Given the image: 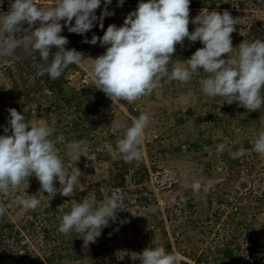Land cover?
<instances>
[{
  "label": "rangeland",
  "instance_id": "rangeland-1",
  "mask_svg": "<svg viewBox=\"0 0 264 264\" xmlns=\"http://www.w3.org/2000/svg\"><path fill=\"white\" fill-rule=\"evenodd\" d=\"M199 2L190 5V21L206 10L221 13L228 10L239 18L237 30L231 34L233 47L243 40L264 38V0H214L208 6ZM34 3L48 8L54 0H34ZM117 4L112 0L108 6L114 15L104 18L103 29L96 24L81 36L63 28L61 35L69 41L66 49L75 48L86 59L103 54L105 48L99 42L91 45L83 40H90L93 34L102 37L109 24L121 26L137 6L135 1L125 2L122 7ZM103 8L101 0L97 16ZM5 12L0 9V13ZM194 27L190 23L189 31ZM201 47L199 41L191 43L185 39L183 45H176L173 60H186ZM237 51L233 49L229 55ZM34 53L30 45L21 46L12 56L0 58V91L4 94L0 103L2 130L7 126L8 109L21 101L16 108L24 116L30 111L34 115L42 113L38 124L41 121L48 125L47 120L57 115L55 109L53 113L48 110L49 100L40 89L33 90L25 100L19 98L20 94L16 97L18 90L14 83L25 91V78L29 75L21 59ZM222 58H227V54ZM174 61L168 65L170 70ZM91 66L92 61L85 60L69 77L77 86L85 84L87 94L96 97L101 91L91 84L88 76ZM205 77L202 71L193 73L184 84L163 78L151 95L131 104L110 101L93 116L95 128L89 129V138L85 140L77 138L76 133L60 132L64 140L56 144L57 153L66 170L74 165L81 170V183L70 197L57 194L52 199L46 192L38 193V180L29 177L26 194L37 195L41 201L35 211L9 207L18 195H23L26 184L8 195V204L0 198V208L9 212L21 232L19 238L11 236L0 245V264H140L130 258L131 253L139 254L146 247L175 252L184 264H264V155L252 151L255 138L264 131V108L249 113L236 103L222 104V97H206L200 86ZM261 95L264 97V89ZM141 112L150 118L142 145L146 157L125 163L116 144L131 126L132 118ZM112 120L121 125L120 129L110 127ZM74 141L86 144L78 154L68 155L66 145ZM220 144L226 145L223 153L216 150ZM240 149L245 150L243 156H230ZM174 167L179 170L178 178L156 189L148 178V169ZM55 183L58 187V181ZM113 192L121 195L123 211L118 213L115 223L110 222L102 230L95 243L85 247L81 235L58 232L60 218L70 211L73 202L88 197L100 204ZM125 219L127 223L121 224ZM47 228L53 230L52 234H48ZM168 242L171 248L167 251Z\"/></svg>",
  "mask_w": 264,
  "mask_h": 264
},
{
  "label": "clouds",
  "instance_id": "clouds-1",
  "mask_svg": "<svg viewBox=\"0 0 264 264\" xmlns=\"http://www.w3.org/2000/svg\"><path fill=\"white\" fill-rule=\"evenodd\" d=\"M124 2L118 0L117 6L122 7ZM103 3L104 8L97 16L101 0H54L53 6L48 8L38 7L34 0H10L9 10L0 13V58L10 57L17 48L30 45L43 61L37 66V76L47 74L52 80L60 78L70 65L91 60L88 76L95 89L112 102L130 104L151 95L163 78L184 84L190 81L193 73L202 71L206 77L200 81V86L206 97H222V104L236 103L249 113L264 108L261 95L264 38L251 42L243 40L233 47L231 34L237 30L239 18H234L228 10L222 13L201 11L190 21V0H140L121 26L109 24L102 37L93 34L90 40H83L91 45L99 42L105 48L103 54L86 59L75 48L66 49L69 41L61 35L63 28L81 36L96 24L104 28V18L114 12L108 10L112 0H103ZM190 23L195 26L191 32ZM185 39L191 43L199 41L203 47L186 60L174 61L176 45H183ZM233 49L238 51L230 56ZM224 54L227 58H222ZM173 61L175 64L170 70L168 65ZM8 113L7 126L0 135V196H8L26 184L23 195H18L9 207L35 211L41 201L37 195H28L25 191L29 187V177H35L40 184L38 193L46 192L52 199L57 194L70 197L81 183L83 173L75 165L66 170L58 155L56 144L64 137L53 139V127L26 119L14 108H9ZM149 124L148 114L141 112L132 118L131 126L118 139L116 150L125 163L138 162L142 158L145 130ZM110 127L117 130L121 125L112 120ZM85 144V141L68 143L67 154H78ZM225 149L226 145L220 144L216 150L223 153ZM252 151L264 155V131L255 138ZM244 154L245 150L240 149L230 156L238 158ZM123 207L122 197L117 192L100 204L85 197L81 202H73L70 211L62 215L58 232L81 235L87 247L96 242L110 222L117 221ZM3 214L0 208V217ZM120 223H127V220ZM130 258L139 260L140 264H180L177 253L155 247H146L139 254L132 252Z\"/></svg>",
  "mask_w": 264,
  "mask_h": 264
},
{
  "label": "trees",
  "instance_id": "trees-1",
  "mask_svg": "<svg viewBox=\"0 0 264 264\" xmlns=\"http://www.w3.org/2000/svg\"><path fill=\"white\" fill-rule=\"evenodd\" d=\"M114 1L118 3V0ZM128 1H135L137 4L140 2V0H125V2ZM198 1H200V5L202 3L206 6H208V4L214 3V0H190V5H194ZM7 2H9V0H2V7L0 8L1 10L8 11L6 8ZM49 59L51 60V57ZM42 63L43 61L40 59L38 52L21 59V65L28 71L29 75L27 78H25L27 85L25 91L19 89L17 82L14 83L16 88L15 90H18L16 97H18L20 94L19 98L23 97L25 100L32 95L31 92L33 90L40 89L42 94L49 100L48 110L53 113L55 109L57 113L54 118L47 120V122H49L48 125L50 127H54L55 129L53 138L60 136V132H62V134L76 133L78 135L77 138L79 139L85 140L89 138V129H91V127L95 128V123L92 121L93 116L96 115L100 109L106 107L111 100L107 98L103 92H101L96 97H91L85 90V84H83V87L79 85L77 86V83L70 79L69 75L72 71L78 70L79 65H70L60 78L52 80L47 74L44 76H37V66ZM9 72L11 73V71ZM30 80H34L33 84L29 83ZM46 91L50 93L47 94ZM3 95L4 94L0 91V103L4 98ZM19 103L16 104L14 109L17 110L16 107L19 106ZM38 116L41 117L42 113L39 112L34 115L30 111L25 115V118L38 122ZM39 122L42 124L41 121ZM3 134L4 132L0 128V135ZM122 180L124 179L122 178ZM0 198L6 204L10 202L8 196H0ZM16 208L18 209V207ZM46 231L48 234H52L53 230L47 228ZM20 233V230L16 227L14 221L10 217L9 212L4 210L3 216L0 217V245L6 243L9 238H11V236L19 238ZM166 248L167 251L171 248L169 242L167 243ZM226 253L230 254L228 251ZM49 261L52 262L51 259H49ZM180 264H184L183 261H180Z\"/></svg>",
  "mask_w": 264,
  "mask_h": 264
},
{
  "label": "built area",
  "instance_id": "built-area-1",
  "mask_svg": "<svg viewBox=\"0 0 264 264\" xmlns=\"http://www.w3.org/2000/svg\"><path fill=\"white\" fill-rule=\"evenodd\" d=\"M10 7V0L6 3V8L9 10ZM158 135H155L157 137ZM187 145H183L186 148ZM146 157L145 153L140 160ZM179 176V170L177 168H165L163 170H152L151 168L148 169V178L152 182L153 186L156 189L163 188L167 185H170L174 182Z\"/></svg>",
  "mask_w": 264,
  "mask_h": 264
}]
</instances>
